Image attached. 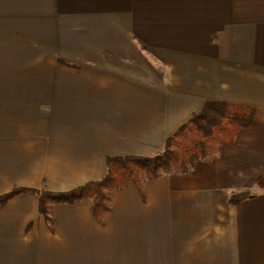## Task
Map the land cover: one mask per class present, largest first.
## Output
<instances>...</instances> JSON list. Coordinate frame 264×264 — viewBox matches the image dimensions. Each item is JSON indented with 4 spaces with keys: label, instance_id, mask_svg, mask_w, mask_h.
<instances>
[{
    "label": "crops",
    "instance_id": "1",
    "mask_svg": "<svg viewBox=\"0 0 264 264\" xmlns=\"http://www.w3.org/2000/svg\"><path fill=\"white\" fill-rule=\"evenodd\" d=\"M253 107L190 174L0 209V264H264V0H0V196L69 192L154 156L206 100ZM232 199L239 200L232 204Z\"/></svg>",
    "mask_w": 264,
    "mask_h": 264
},
{
    "label": "trees",
    "instance_id": "2",
    "mask_svg": "<svg viewBox=\"0 0 264 264\" xmlns=\"http://www.w3.org/2000/svg\"><path fill=\"white\" fill-rule=\"evenodd\" d=\"M256 109L218 100L204 101L200 110L183 124L166 142L161 153L154 156H116L107 158V175L69 192L38 191L14 188L0 196V209L21 194L39 195V214L44 216L53 231L52 207L56 204L77 205L92 201L95 219L104 224V217L112 211L114 193L134 185L146 201V181L159 179L164 174H190L198 161L214 159L224 145L234 142L241 129L250 128ZM256 184L264 190V177ZM239 200L232 199V204Z\"/></svg>",
    "mask_w": 264,
    "mask_h": 264
}]
</instances>
